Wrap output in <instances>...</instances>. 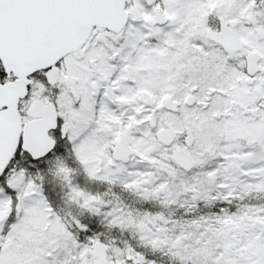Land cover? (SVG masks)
<instances>
[{"label": "snow or ice", "instance_id": "obj_1", "mask_svg": "<svg viewBox=\"0 0 264 264\" xmlns=\"http://www.w3.org/2000/svg\"><path fill=\"white\" fill-rule=\"evenodd\" d=\"M0 264H264V0H0Z\"/></svg>", "mask_w": 264, "mask_h": 264}]
</instances>
